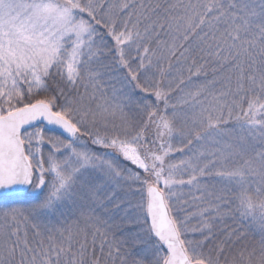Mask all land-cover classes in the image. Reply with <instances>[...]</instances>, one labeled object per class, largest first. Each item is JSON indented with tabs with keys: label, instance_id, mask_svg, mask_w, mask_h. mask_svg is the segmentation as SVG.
I'll list each match as a JSON object with an SVG mask.
<instances>
[{
	"label": "snow or ice",
	"instance_id": "snow-or-ice-1",
	"mask_svg": "<svg viewBox=\"0 0 264 264\" xmlns=\"http://www.w3.org/2000/svg\"><path fill=\"white\" fill-rule=\"evenodd\" d=\"M0 264H264V0H0Z\"/></svg>",
	"mask_w": 264,
	"mask_h": 264
}]
</instances>
